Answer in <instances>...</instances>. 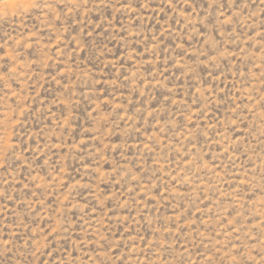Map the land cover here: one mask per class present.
Listing matches in <instances>:
<instances>
[{
	"label": "rangeland",
	"instance_id": "374dc122",
	"mask_svg": "<svg viewBox=\"0 0 264 264\" xmlns=\"http://www.w3.org/2000/svg\"><path fill=\"white\" fill-rule=\"evenodd\" d=\"M0 264H264V0H0Z\"/></svg>",
	"mask_w": 264,
	"mask_h": 264
}]
</instances>
